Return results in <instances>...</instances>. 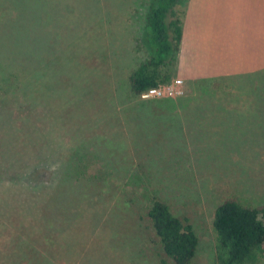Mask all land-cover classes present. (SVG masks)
Wrapping results in <instances>:
<instances>
[{
  "label": "rangeland",
  "instance_id": "obj_1",
  "mask_svg": "<svg viewBox=\"0 0 264 264\" xmlns=\"http://www.w3.org/2000/svg\"><path fill=\"white\" fill-rule=\"evenodd\" d=\"M148 3L0 0V264H175L145 216L115 209L112 198H70L63 212L46 201L51 181L64 170L74 173L71 165L85 153L87 173L103 167L106 155H93L102 135L111 146L125 137L130 143L120 155L133 163L130 173L112 171L117 192L139 198L152 177L174 213L188 217L198 236L191 264H217L216 205L229 197L264 203V156L242 153L251 147L234 159L217 153L218 130L195 133L208 137L200 149L190 142V129L174 138L163 124L154 137L146 132L142 144L138 127L133 147L124 108L136 100L128 76L149 57L143 43ZM208 87L211 103L264 104L263 72L214 78ZM111 153L108 158L117 157ZM37 175L46 181L36 187ZM89 204L93 211L85 213L81 206ZM248 264H264V256Z\"/></svg>",
  "mask_w": 264,
  "mask_h": 264
},
{
  "label": "trees",
  "instance_id": "obj_2",
  "mask_svg": "<svg viewBox=\"0 0 264 264\" xmlns=\"http://www.w3.org/2000/svg\"><path fill=\"white\" fill-rule=\"evenodd\" d=\"M184 1L149 0L146 31L143 36V43L149 50V57L140 61L128 76L129 88L136 100L124 108V122L128 125L129 134L133 136V141H131L133 147L136 146L134 139L138 127L144 135L142 144L148 136L146 132L149 135L153 134L152 137H154L158 135L155 128L162 127L163 124L175 130L172 134L170 132L174 138L183 139L185 135L182 125L173 117L163 113L156 114V111H161L162 108L176 107L181 103L180 101L175 98L143 100L140 97L142 93L172 78L182 37L184 10L181 5ZM202 82L198 81V83ZM211 98L209 97V102ZM186 102L187 99L184 103ZM148 129L153 130L147 131ZM99 138L94 143L95 153L93 155L94 157L100 153L106 155L102 158L103 167L96 172L87 173L85 169L88 168L90 162L85 163L87 154L86 151L83 152L85 155L71 165L74 173L64 170L60 176L51 181L54 189L46 201L48 203L58 202V211L63 212L70 209L64 204L69 203L70 198L71 202L82 201V203L87 202L93 194H96L99 201L112 198L115 209H127L137 215L135 219L145 216L155 236L159 239L162 250L175 264H191L198 249V236L188 217H181L174 213L171 203L159 194L158 189L152 187L156 183L154 179H151L152 177L148 178V184L139 196L143 200V205L139 204L136 193L129 195L125 191L117 192L112 181L114 176L112 171L116 170L122 175L128 174L127 169H130L133 163L130 162V164L128 159L126 162L123 152L127 147L126 144L130 143L125 137L118 140L116 145L111 146L104 139V135ZM183 149L186 150L184 144ZM111 151L117 153V157L114 155L113 158H108L112 154ZM121 154H123L122 157H120ZM74 155L79 154L75 152ZM121 173L116 174L121 175ZM74 178L77 181L72 183ZM45 181L40 180L37 175L36 187L44 184ZM105 185H108V188ZM81 208L87 213L90 210L93 211L94 205H84ZM211 227L216 235L217 264H248L264 256V203L248 204L232 197L226 198L214 208Z\"/></svg>",
  "mask_w": 264,
  "mask_h": 264
},
{
  "label": "crops",
  "instance_id": "obj_3",
  "mask_svg": "<svg viewBox=\"0 0 264 264\" xmlns=\"http://www.w3.org/2000/svg\"><path fill=\"white\" fill-rule=\"evenodd\" d=\"M181 6L182 37L173 75L188 87L180 104L156 114L190 129L195 145L208 142V137H196L198 130L213 129L221 136L214 145L217 153L234 159L251 147L242 153L262 158L264 104L210 103L208 81L264 73V0H185Z\"/></svg>",
  "mask_w": 264,
  "mask_h": 264
},
{
  "label": "built area",
  "instance_id": "obj_4",
  "mask_svg": "<svg viewBox=\"0 0 264 264\" xmlns=\"http://www.w3.org/2000/svg\"><path fill=\"white\" fill-rule=\"evenodd\" d=\"M186 94L185 82L182 78L174 77L170 81L160 83V85L142 93L140 97L143 100L176 98Z\"/></svg>",
  "mask_w": 264,
  "mask_h": 264
}]
</instances>
